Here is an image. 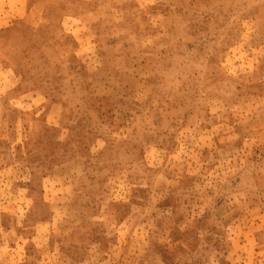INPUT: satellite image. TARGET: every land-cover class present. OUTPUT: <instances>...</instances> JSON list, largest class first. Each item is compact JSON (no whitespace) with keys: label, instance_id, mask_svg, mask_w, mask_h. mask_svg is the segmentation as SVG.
<instances>
[{"label":"rangeland","instance_id":"374dc122","mask_svg":"<svg viewBox=\"0 0 264 264\" xmlns=\"http://www.w3.org/2000/svg\"><path fill=\"white\" fill-rule=\"evenodd\" d=\"M0 264H264V0H0Z\"/></svg>","mask_w":264,"mask_h":264},{"label":"crops","instance_id":"0c3cea01","mask_svg":"<svg viewBox=\"0 0 264 264\" xmlns=\"http://www.w3.org/2000/svg\"><path fill=\"white\" fill-rule=\"evenodd\" d=\"M53 12V11H52ZM29 14V13H28ZM31 14V13H30ZM51 14L49 12H45V15L42 19V16L38 17L37 20H31V19H26V21L32 26L33 28L40 30V31H45L47 39L51 40L53 39V34L52 31L56 28H60L61 23L59 22H54V21H48L47 17L48 15ZM26 22V23H27ZM27 23V24H28ZM7 109L9 107H6Z\"/></svg>","mask_w":264,"mask_h":264}]
</instances>
